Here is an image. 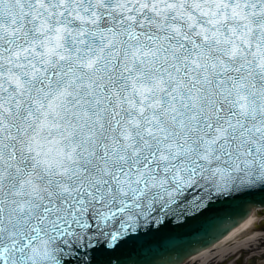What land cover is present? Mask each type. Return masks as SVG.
I'll list each match as a JSON object with an SVG mask.
<instances>
[{"label":"snow or ice","instance_id":"1","mask_svg":"<svg viewBox=\"0 0 264 264\" xmlns=\"http://www.w3.org/2000/svg\"><path fill=\"white\" fill-rule=\"evenodd\" d=\"M253 181L264 0H0V264H91Z\"/></svg>","mask_w":264,"mask_h":264},{"label":"water","instance_id":"2","mask_svg":"<svg viewBox=\"0 0 264 264\" xmlns=\"http://www.w3.org/2000/svg\"><path fill=\"white\" fill-rule=\"evenodd\" d=\"M263 207L264 186L259 181L201 191L167 213L142 220L114 244L96 246L94 240L91 264H184L193 255L216 249L251 220L252 209Z\"/></svg>","mask_w":264,"mask_h":264},{"label":"bare ground","instance_id":"3","mask_svg":"<svg viewBox=\"0 0 264 264\" xmlns=\"http://www.w3.org/2000/svg\"><path fill=\"white\" fill-rule=\"evenodd\" d=\"M263 212L264 207L252 209L251 220L242 223L236 232H232L216 249H211L210 252H201V255H193L184 264H228L229 259L239 251L249 254L254 259L260 255L263 256L264 233L259 232L260 226L258 225L261 220L258 215Z\"/></svg>","mask_w":264,"mask_h":264},{"label":"rangeland","instance_id":"4","mask_svg":"<svg viewBox=\"0 0 264 264\" xmlns=\"http://www.w3.org/2000/svg\"><path fill=\"white\" fill-rule=\"evenodd\" d=\"M258 216L261 219L258 222V225L260 226V231L259 232H263L264 233V214H259ZM241 258L243 259L241 261V264H249V262L254 259L253 257H250L249 254L243 253L242 251H239L232 258L229 259L230 261L228 260L229 261L228 264H236L237 260L241 259ZM188 264H191V263H188ZM253 264H264V254H263V256L260 255L259 257L254 259L253 260Z\"/></svg>","mask_w":264,"mask_h":264},{"label":"flooded vegetation","instance_id":"5","mask_svg":"<svg viewBox=\"0 0 264 264\" xmlns=\"http://www.w3.org/2000/svg\"><path fill=\"white\" fill-rule=\"evenodd\" d=\"M242 260H243L242 258H241V259H238L236 264H241V261H242ZM250 262H251V263H250ZM250 262H249V264H253V260H251Z\"/></svg>","mask_w":264,"mask_h":264}]
</instances>
